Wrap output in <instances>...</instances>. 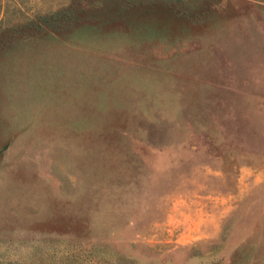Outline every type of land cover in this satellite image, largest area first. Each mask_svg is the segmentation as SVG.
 I'll list each match as a JSON object with an SVG mask.
<instances>
[{
	"label": "rangeland",
	"instance_id": "1",
	"mask_svg": "<svg viewBox=\"0 0 264 264\" xmlns=\"http://www.w3.org/2000/svg\"><path fill=\"white\" fill-rule=\"evenodd\" d=\"M0 264H264V0H0Z\"/></svg>",
	"mask_w": 264,
	"mask_h": 264
}]
</instances>
